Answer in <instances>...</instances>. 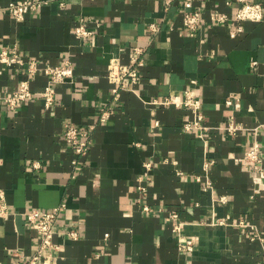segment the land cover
Here are the masks:
<instances>
[{
    "label": "crops",
    "instance_id": "crops-1",
    "mask_svg": "<svg viewBox=\"0 0 264 264\" xmlns=\"http://www.w3.org/2000/svg\"><path fill=\"white\" fill-rule=\"evenodd\" d=\"M14 1L0 0V51L35 59L37 71L31 97L11 110L4 97L22 74L0 64V192L7 207L0 264L26 261L36 249L24 213L60 203L58 250L49 263L35 264H264L251 229L234 225H254L264 241V189L254 193L242 160L253 138L264 154V19L234 20L238 0H192L201 19L187 31L181 0L167 10L163 0H50L18 22L7 11ZM248 1L264 11V0ZM219 14L226 19L216 21ZM80 18L91 36H74ZM151 22L156 32L148 31ZM134 46L145 49L139 78L113 100L108 59L126 62ZM65 60L72 76L54 84V103L44 109L43 67ZM187 89L201 102L203 138L182 130L187 108L145 103ZM102 105L111 113L99 121ZM230 118L243 127L234 134L222 129ZM65 123L89 133L87 153L74 166ZM204 171L209 187L195 179ZM170 211L182 223L181 238L193 239L191 252L177 249L165 219ZM219 219L224 224H215Z\"/></svg>",
    "mask_w": 264,
    "mask_h": 264
},
{
    "label": "built area",
    "instance_id": "built-area-1",
    "mask_svg": "<svg viewBox=\"0 0 264 264\" xmlns=\"http://www.w3.org/2000/svg\"><path fill=\"white\" fill-rule=\"evenodd\" d=\"M48 1L50 0H17L9 3L7 6V11L14 17L16 21L21 22L24 20L26 15L47 4ZM175 1L176 0H163V10L169 9V7H171ZM238 1L240 4L233 15L234 20L259 22L264 19V11L260 4L250 2L248 0ZM59 4L62 6L64 4V0H60ZM181 5V25L187 31L196 30L201 18L199 12L192 8V0H181ZM213 18L216 21H222L226 19V16L225 14H219ZM86 23L87 21L85 19H79V23L74 28L73 32L76 38L88 37L93 34L92 30L86 28ZM157 30V24L152 22L149 23L148 31L156 32ZM238 30L240 29L238 28ZM233 34L234 32L230 33L231 36ZM144 50V47L134 46L126 62H122L119 57L115 55L108 59L106 67V79L110 84L111 99H118L119 91L126 88L125 84L127 82L132 84L138 80L140 67L144 65ZM0 64L4 66L17 65L22 74V77L18 81L15 89L10 91L9 94L4 97L5 106L12 110L16 107L18 102L24 101L30 98L32 95L29 78L35 75L37 71L36 60H25L15 49H13L10 53L6 49H2L0 51ZM43 72L47 76V81L43 89L39 92V96L42 100L43 108L49 109L53 105L55 99L56 91L54 84L62 83L65 79L71 77L72 67L70 61L65 60L64 64L62 65L46 64L43 67ZM224 102L226 104H230V99L228 98ZM145 103L150 106H175L187 108L190 112V117L181 124L182 130L185 133H190L196 137L203 138V133L207 127L202 124L203 114L201 112V102L193 90H184L178 97L167 95L161 99H151L145 101ZM110 113L111 110L109 107H107V105L100 106L98 109L99 121H104ZM242 128L243 127H241L239 124H235L232 118H230L228 123L222 127L225 132L230 134H234ZM252 130L256 132L257 127L253 128ZM62 138L74 155V158L71 160V164L74 166L77 163V160L80 157L85 156L87 153L90 142L89 133L88 131L78 129L72 123H65ZM263 159L264 154L260 149V145L257 139L253 138L248 143V147L243 151L242 160L251 174V180L254 185V193H258L260 190L264 189V181L262 180V176L264 174ZM145 167L148 170L150 167L149 163H145ZM177 174H181V172L177 170ZM195 179L198 181L203 180V183L207 187H209L211 184L205 171L203 174H196ZM138 189L142 193L145 192V187L143 186H139ZM221 200L223 201L224 199L221 198ZM63 208L64 204L60 203L52 209L41 210L32 208L24 213L27 225L34 229L37 233V244L34 253L29 259L16 264H35L37 262L49 263L54 258L55 253L58 250V244L54 241V225L59 213ZM141 208L144 211L148 210L146 205H142ZM6 214L7 207L4 202L3 195L0 192V216H5ZM177 216L178 215L176 212L170 211L166 213L165 219L167 222H169L171 231L176 233L177 249L185 253L191 252L193 250L194 241L192 238H181L180 230L182 223L176 221ZM215 224H224V221L223 219H219L215 221ZM234 225L244 226L251 229L253 234L250 235V240L258 241V243L261 245V255L264 258V241L254 225L248 224L243 220H239ZM66 235L70 239H74L77 233L75 230L69 229L66 231ZM19 258L22 257L20 256Z\"/></svg>",
    "mask_w": 264,
    "mask_h": 264
}]
</instances>
